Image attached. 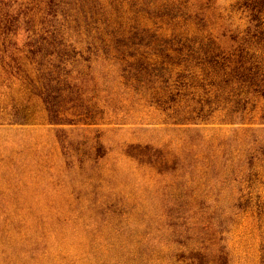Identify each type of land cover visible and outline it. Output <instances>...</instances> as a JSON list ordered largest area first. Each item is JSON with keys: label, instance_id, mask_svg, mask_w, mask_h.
I'll return each mask as SVG.
<instances>
[{"label": "rangeland", "instance_id": "rangeland-1", "mask_svg": "<svg viewBox=\"0 0 264 264\" xmlns=\"http://www.w3.org/2000/svg\"><path fill=\"white\" fill-rule=\"evenodd\" d=\"M0 264H264V0H0Z\"/></svg>", "mask_w": 264, "mask_h": 264}]
</instances>
